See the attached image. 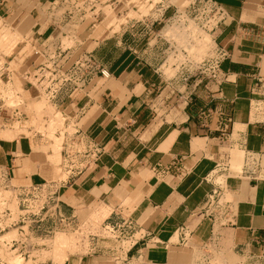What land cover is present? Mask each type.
Segmentation results:
<instances>
[{
    "label": "crops",
    "instance_id": "crops-1",
    "mask_svg": "<svg viewBox=\"0 0 264 264\" xmlns=\"http://www.w3.org/2000/svg\"><path fill=\"white\" fill-rule=\"evenodd\" d=\"M28 1L0 0V17L30 15L33 34L54 30L40 20L39 10L55 0ZM163 1L157 2L155 16L122 26L123 18L111 21L112 29L120 26L114 33L106 28L88 33V18L79 25L88 23L79 34L81 47L90 46L109 76H95L83 89L57 97L55 105L68 117L84 120L79 144H85L87 156L98 151L94 163L86 158L65 165L67 176L58 187L61 205L81 224L91 223L88 211L96 205L124 219L131 243L125 257L112 264H192L212 234L255 264L264 252V124L252 109L253 83L264 77V0H216L229 15L211 34L229 53L220 65L224 79L219 86L197 85L195 97L172 115L155 96L164 85L157 65L168 43L155 25L178 9ZM223 121L227 131L222 136L218 126ZM12 133L0 137V168L13 171L16 179L19 160L32 154L36 140ZM248 156L256 160L250 170ZM32 170L38 169H30V181ZM223 188L231 197L226 200L231 222L215 230L205 206L211 191ZM94 246L89 243L88 250ZM106 259L89 253L65 264H110Z\"/></svg>",
    "mask_w": 264,
    "mask_h": 264
},
{
    "label": "rangeland",
    "instance_id": "rangeland-1",
    "mask_svg": "<svg viewBox=\"0 0 264 264\" xmlns=\"http://www.w3.org/2000/svg\"><path fill=\"white\" fill-rule=\"evenodd\" d=\"M159 1L163 0H103L101 3L96 4L94 14H98V16L93 17L90 15L87 19L89 24L86 22L82 26L76 27V32L81 35L87 24L88 27L85 30H89L88 33H92L93 30L95 34L104 28L109 33L117 32L120 26L127 22V20L136 18L145 19L149 15L155 16L154 10ZM167 1L164 0L162 3L175 4L179 10H182V6L187 5L191 0ZM26 2L27 0H22V3ZM44 9V6H41L40 13L44 12ZM12 16L10 19L0 17V34L6 30L9 33L0 35V105L18 106L23 120L20 123L10 122L1 124L0 122V137H11L13 135L12 132H14L18 133L16 136H27L36 140V143L33 145L32 154L19 160L21 161L19 163L22 164V169L15 171L17 177L15 179L13 175L12 178L14 180L11 183L18 185L30 184L31 182H48L55 187H59V184L63 183V180L67 176L65 165L69 145L72 146L71 149H74V151H83L85 148L84 143L79 144L78 141L74 142L76 139H71L72 137H76L79 128H85L83 124L84 120L79 121V117H68L60 107L55 105L58 104L57 97L59 94L53 102V100L49 101L47 97L42 95H31L33 91H29L26 88L28 84L22 73L33 58L31 54L34 49L30 40L33 38L31 25L34 19H31L30 15L25 17L21 13L17 20H14V15ZM124 16L126 17L124 18ZM118 18H123L125 21L118 28L112 29L109 24ZM65 30L67 31L68 28H65ZM155 30L160 31V35L169 41V44L167 43L162 47L161 58L157 65L159 69L158 73L163 80V88L168 86V89L166 92L163 91L160 96V91L163 89L160 87L155 96L158 95L159 103L161 102L163 106L167 107L166 112L172 115L178 112L176 108L182 104L185 98L188 103L192 97H195L194 92L197 87H193V83L198 76L192 75L194 74L193 66L211 53L214 43L212 33L199 29L190 18L187 21H183L182 18L177 16L171 18L163 16L160 23L155 25ZM58 31V28L49 30V33L45 34V36L55 34ZM85 33L87 35V31ZM45 36L41 34V38ZM201 40L202 43H200ZM65 43L72 48L74 46L71 40L65 41ZM88 49L90 50V46ZM185 77L187 79L182 80ZM198 78H201V74H199ZM202 80L201 84L206 82L203 78ZM185 91H190L186 97ZM11 97L14 98L12 99ZM34 104L35 106H33ZM33 161L35 164L32 163ZM26 165L29 168H25ZM30 169H38L32 170L35 175L31 174V181L29 180ZM25 176L28 179H25ZM218 190L220 191L218 196H220L221 203L225 200H231L229 192L226 189ZM205 207L206 209L209 208L207 212L209 214L206 217H212L218 211V209H213V204L210 206L206 205ZM5 208L10 209L11 217L0 225L1 227L7 225L0 232V261L17 264L25 262L24 260L27 261L26 264H34L33 261H43L47 264H65V261L73 256L82 255L86 257L90 253L94 256L107 258L106 260L112 264L113 261L118 262L125 257L126 250L131 243L130 236L132 231L127 229L126 226H124V229L122 228L124 219L117 217V214L108 215L110 211L108 208L96 205V207L88 211L91 223L80 225L78 229L58 230L48 237L34 235L31 238V242L35 245L34 251L30 252L29 257L26 256L25 259H22L16 253L10 252L7 247L6 249L3 244L4 240L9 241L12 238L18 237L15 226L8 225V223L17 218L18 211L14 192L0 188V211ZM224 221L217 218L215 230ZM224 224L228 223L224 222ZM8 232L12 236L6 238L5 234ZM61 239L62 244L64 243V245L61 244L64 251L60 248L59 252L65 253L66 256L63 263L56 261L52 247V243L54 245L55 240L60 241ZM89 243L95 245L93 251L88 250ZM209 249H212L211 251L216 256L217 264L223 259L233 264H248L245 256H240L223 247L220 243H217L215 248L210 247ZM113 258H116V260Z\"/></svg>",
    "mask_w": 264,
    "mask_h": 264
},
{
    "label": "built area",
    "instance_id": "built-area-1",
    "mask_svg": "<svg viewBox=\"0 0 264 264\" xmlns=\"http://www.w3.org/2000/svg\"><path fill=\"white\" fill-rule=\"evenodd\" d=\"M102 1L55 0L45 5L46 7L44 6V12L40 13V20L47 21L49 26L57 27L59 31L44 38H41V34L32 35L31 43L34 50L31 55L33 58L22 73L28 84L26 88L33 91L31 95H42L47 97L49 101L53 100L54 102L58 94H68L73 90H81L95 76L102 78L109 76L107 69L95 59L92 51L81 47L82 41L76 32V27L81 25L90 15L93 17L98 16V14H94V11L96 4ZM174 16L182 18L183 21L190 18L199 29L210 33L223 25L229 17L227 11L216 0H191L182 10L175 9L171 17ZM65 28H68V30L66 31ZM68 40L73 41V48L66 45L65 41ZM213 43L211 53L193 66L194 74L192 75L199 77V74H201V78L196 77L193 87L201 84L203 82L202 78L206 81V84L215 86H219L224 79L220 65L228 58L229 53L225 48L217 46L214 40ZM186 79L187 77L182 78V80ZM253 87L255 88V98L252 103L253 114L257 122L264 124V77L257 78L253 83ZM184 103L187 104L186 98ZM18 109L19 107L15 105H0L1 124L21 122L23 117ZM218 128L222 136L226 135L227 121L221 122ZM83 137V132L79 129L75 137L76 141L81 142ZM71 147L69 145L67 149L66 165L84 162L86 158L88 160L90 158L88 163L91 161L94 163L97 160L98 151L96 149L89 157L85 152V148L83 151H74ZM245 163L250 170L256 164V160L248 156ZM12 177L13 171L7 173L0 168V188L14 192L17 200V218L8 225L15 226L18 237L3 242L4 247H7L10 252H14V254L16 253L22 259H25L26 256L29 257L31 251H34L35 245L31 242L34 235L48 237L58 230L78 229L80 223L76 217L66 213L61 205L58 187L48 182L13 185L11 183ZM219 194L218 189H213L207 197L206 205L213 204V209H218L216 214L209 218L212 222H216L218 218L230 223V202L225 200L221 203ZM208 209L205 207L207 216L209 214L207 213ZM10 217V209L1 210L0 225ZM4 227L0 226V232ZM215 235L212 234V237L195 252L192 264H217L216 256L211 251L212 249H209L210 247L215 248L217 245V236ZM257 259L258 264H264V252ZM24 261L20 264H26L27 261ZM33 263L47 264L43 261H33ZM257 263L255 262V264ZM0 264L17 263L0 261ZM218 264L233 263L223 259Z\"/></svg>",
    "mask_w": 264,
    "mask_h": 264
},
{
    "label": "bare ground",
    "instance_id": "bare-ground-1",
    "mask_svg": "<svg viewBox=\"0 0 264 264\" xmlns=\"http://www.w3.org/2000/svg\"><path fill=\"white\" fill-rule=\"evenodd\" d=\"M43 8V7H42ZM120 20V19H119ZM117 21V20H116ZM116 23V22H115ZM116 26H117V24H116ZM9 34L8 33V31L6 30V31H4V32H2L1 34ZM10 33H11V31H10ZM0 34V35H1ZM31 41V40H30ZM200 43H202V40H201V42ZM200 47V46H199ZM187 50V49H186ZM201 51V50H200ZM20 58V57H19ZM20 61V60H19ZM13 67V66H12ZM10 98V97H9ZM12 98V97H11ZM14 98V97H13ZM12 98V99H13ZM6 101H8L7 99H6ZM14 101H16V100H14ZM15 104V103H14ZM33 106H35V104L33 105ZM33 120V119H32ZM58 120V119H57ZM17 122V121H16ZM24 131V130H23ZM57 137V136H56ZM52 143V142H51ZM51 145V144H50ZM234 159V158H233ZM3 191V190H2ZM85 223H83L82 222V224L80 223L79 224V226L80 225H84ZM6 236V238H8V237H11L12 235L10 234V232H8V233H6L5 234ZM4 237V236H3ZM4 237V238H5ZM59 237V236H58ZM56 238V237H55ZM56 241H58V240H55V243H54V245H53V243H52V247H53V250H54V254H55V256H56V261L57 262H59V263H63L64 262V260H65V253H61V252H59V250H60V248H62L61 247V244H62V239L60 240V241H58V242H56ZM54 242V241H53ZM64 242V241H63ZM62 245H64V243L62 244ZM62 250H63V248H62ZM64 251V250H63Z\"/></svg>",
    "mask_w": 264,
    "mask_h": 264
}]
</instances>
